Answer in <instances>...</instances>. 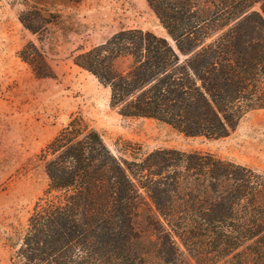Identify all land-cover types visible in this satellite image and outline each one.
<instances>
[{"label": "trees", "instance_id": "16d2710c", "mask_svg": "<svg viewBox=\"0 0 264 264\" xmlns=\"http://www.w3.org/2000/svg\"><path fill=\"white\" fill-rule=\"evenodd\" d=\"M171 38L123 30L74 57L110 89V105L188 137L220 139L264 109V0H147ZM52 14H50L51 16ZM55 18V17H54ZM33 34L55 22L24 12ZM20 57L53 78L46 55ZM130 59L126 70L116 67ZM48 185L29 216L13 264H264V174L209 153L158 150L117 157L75 116L39 155ZM145 212V216H143Z\"/></svg>", "mask_w": 264, "mask_h": 264}, {"label": "rangeland", "instance_id": "374dc122", "mask_svg": "<svg viewBox=\"0 0 264 264\" xmlns=\"http://www.w3.org/2000/svg\"><path fill=\"white\" fill-rule=\"evenodd\" d=\"M34 7L55 20L37 34L21 22ZM131 29L173 43L147 0H0V264H13L47 188L41 150L75 116L97 130L114 155L130 161L158 150L209 153L264 174V109L248 113L228 137L208 139L185 136L156 120L124 117L111 107L110 89L76 66L74 57ZM31 43L46 55L53 78H37L21 59ZM131 63L120 59L116 67L126 70ZM146 234L147 259L166 264L153 247L157 240ZM178 259L175 264H198L183 247Z\"/></svg>", "mask_w": 264, "mask_h": 264}]
</instances>
